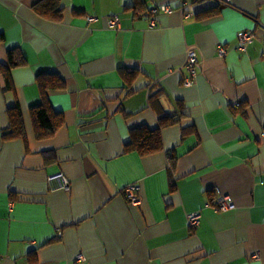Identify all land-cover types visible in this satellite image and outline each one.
<instances>
[{
  "label": "crops",
  "instance_id": "1",
  "mask_svg": "<svg viewBox=\"0 0 264 264\" xmlns=\"http://www.w3.org/2000/svg\"><path fill=\"white\" fill-rule=\"evenodd\" d=\"M43 1L0 0V65L14 48L26 60L12 91L0 76V264H264V0H53L59 20ZM243 31L254 36L239 50ZM47 73L64 82L47 91L63 125L37 140L29 109ZM16 105L25 139L3 140ZM162 114L176 119L162 150L125 152ZM57 173L69 191L51 189ZM218 197L234 208L217 211Z\"/></svg>",
  "mask_w": 264,
  "mask_h": 264
},
{
  "label": "trees",
  "instance_id": "2",
  "mask_svg": "<svg viewBox=\"0 0 264 264\" xmlns=\"http://www.w3.org/2000/svg\"><path fill=\"white\" fill-rule=\"evenodd\" d=\"M136 2V0H135ZM137 3L132 6L134 10L138 8ZM143 6V4H142ZM37 11L46 18L52 20H59L61 7L53 0H44L37 6ZM3 41V36L0 35V43ZM26 64L21 51L18 48L11 49L7 52V64L0 65V76L4 81L5 90L12 91V81L10 77V70L15 67H22ZM121 75L126 81L130 83L128 78L129 72H121ZM37 85L40 92V104L29 109L32 120L33 131L37 140H45L54 136L58 129L63 125V116L61 113L54 111L48 101L47 91L49 89H63L64 82L55 73H47L37 77ZM158 95V94H157ZM155 100V95L150 96V102ZM239 107V106H238ZM7 118L9 127L1 133L3 140H13L20 138L25 139L23 120L21 111L18 105L13 106L7 110ZM176 121L175 116L162 114L158 118V128L155 130H148L146 128H138L131 132L130 142L125 145V152L133 151L139 156H145L157 153L162 150V142L160 129L164 126L171 125ZM45 161L50 160L51 154H44Z\"/></svg>",
  "mask_w": 264,
  "mask_h": 264
},
{
  "label": "built area",
  "instance_id": "3",
  "mask_svg": "<svg viewBox=\"0 0 264 264\" xmlns=\"http://www.w3.org/2000/svg\"><path fill=\"white\" fill-rule=\"evenodd\" d=\"M218 3L223 5H228L231 0H216ZM157 8H152L149 13L151 15H154L157 12ZM160 12L163 13H170L172 11V8L170 6H161L159 8ZM91 20V19H89ZM108 25L110 27H116L118 26V18L112 17L108 20ZM150 26H155V24L151 21ZM253 33L248 31H243L239 33L237 36L238 38V49L244 50L245 46L251 42L253 39ZM219 54H224V49L222 47H219ZM185 70L187 72V77L183 79V85L185 87H189L194 83V80L197 75V67H198V59L196 53L189 49L186 51V57H185V63H184ZM48 183L51 186V189L53 190H63V191H69V183L66 177L62 173H57L52 176L48 177ZM124 195L128 199L129 203L132 205H135L139 202V196L137 194V187L135 185H129L125 187L124 189ZM234 208V205L231 201H229L226 197H218L215 200V209L217 211H228L232 210ZM201 214L200 213H190L186 216V223L187 227L189 229H196L199 226Z\"/></svg>",
  "mask_w": 264,
  "mask_h": 264
}]
</instances>
